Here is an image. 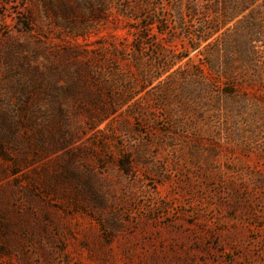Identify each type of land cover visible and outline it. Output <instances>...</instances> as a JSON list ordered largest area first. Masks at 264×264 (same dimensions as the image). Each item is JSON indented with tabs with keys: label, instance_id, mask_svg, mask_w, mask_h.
<instances>
[{
	"label": "rangeland",
	"instance_id": "rangeland-1",
	"mask_svg": "<svg viewBox=\"0 0 264 264\" xmlns=\"http://www.w3.org/2000/svg\"><path fill=\"white\" fill-rule=\"evenodd\" d=\"M243 1L0 0V264H264Z\"/></svg>",
	"mask_w": 264,
	"mask_h": 264
},
{
	"label": "trees",
	"instance_id": "trees-1",
	"mask_svg": "<svg viewBox=\"0 0 264 264\" xmlns=\"http://www.w3.org/2000/svg\"><path fill=\"white\" fill-rule=\"evenodd\" d=\"M191 1L193 2L194 0H191ZM208 1H209V0H208ZM211 1H212V0H211ZM246 1H249V0H245V1H243V3H246ZM225 2H230V0H225ZM128 7H129L128 4H125L123 8H125V10H126V9H128ZM199 10H204V9H203V7H198V6L195 4L193 7H191V8L188 10V12L191 13V14H195V13H197ZM209 11H210L211 13H216V12H217V11L212 10V9H209ZM223 13H224V15H225V18L223 19V21L211 20V21L208 22V23H202V24H201L202 27H203L202 32L204 33L206 28H208V31L211 32V33L216 32L217 29H218V27L220 28V26H222L223 24H225L226 22H228L229 19H231L235 14L238 13V11H233V10H232V12H231V11H228V8H226V9L223 10ZM145 18H147L146 21H145V22H142V23H144V24H143V27H144L145 29H148V28L152 27V25L155 26V18H154V16H153V17H151V16H146V17H144L143 19H145ZM140 25H141V24H140ZM140 28H141V27H140ZM140 38H141V35H140ZM205 38H206L205 36H201V37H200L201 40H204Z\"/></svg>",
	"mask_w": 264,
	"mask_h": 264
}]
</instances>
